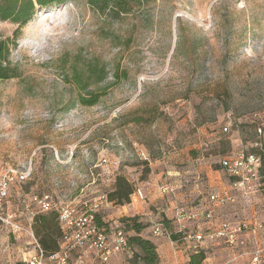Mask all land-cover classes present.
Listing matches in <instances>:
<instances>
[{
    "label": "rangeland",
    "instance_id": "rangeland-1",
    "mask_svg": "<svg viewBox=\"0 0 264 264\" xmlns=\"http://www.w3.org/2000/svg\"><path fill=\"white\" fill-rule=\"evenodd\" d=\"M98 4L37 6L10 47L16 77L0 79V174L31 168V175L11 189L4 211L25 224L37 211L35 198L90 204L107 197L121 175L145 202L137 195L130 207L102 201L97 215L125 226L129 237L135 219L144 226L139 236L151 241V221L161 213L158 185L168 170L181 172L174 180L184 174L208 182L205 168L218 169L223 156L250 151L257 141L264 121V0ZM15 30L0 20V39L12 40ZM91 66L102 71L97 83L88 76ZM40 215L33 219L37 238ZM25 242L0 223V264H21ZM151 242L154 264H162L159 256L165 264L174 259L168 239L161 247Z\"/></svg>",
    "mask_w": 264,
    "mask_h": 264
},
{
    "label": "built area",
    "instance_id": "built-area-1",
    "mask_svg": "<svg viewBox=\"0 0 264 264\" xmlns=\"http://www.w3.org/2000/svg\"><path fill=\"white\" fill-rule=\"evenodd\" d=\"M222 131L228 132L227 127ZM256 133L257 141L250 145V151L239 149L219 161L229 190L209 193L207 202L199 210L178 205L170 221L173 230L160 222L153 223L152 236H164L173 244L220 243L231 254L233 262L264 264V121L257 123ZM138 156L147 159L142 150ZM30 175L31 168H8L0 174V223L14 237L26 239L20 254L21 264H130L133 252L125 226L103 223L101 219L100 224L97 222V209L102 201L108 202L106 196L77 206L43 195L34 199L37 211L28 212L30 218L25 224L14 221L13 214L4 211V206L11 189ZM162 189L171 192L168 184L164 183ZM134 194L143 199L140 190L136 189ZM219 211L222 218L216 222ZM247 212L250 216L243 217L242 213ZM40 213L56 214L58 234L54 249L44 248L34 232L33 219ZM199 223H203L206 231L199 229L194 234L188 231L189 226ZM171 234L178 236L176 241L171 239ZM121 255L126 258L122 260Z\"/></svg>",
    "mask_w": 264,
    "mask_h": 264
},
{
    "label": "trees",
    "instance_id": "trees-1",
    "mask_svg": "<svg viewBox=\"0 0 264 264\" xmlns=\"http://www.w3.org/2000/svg\"><path fill=\"white\" fill-rule=\"evenodd\" d=\"M67 0H0V20L1 21H10L11 23L16 25V30L13 34V39L10 40L0 39V79L5 80L8 78L16 77L14 74V70H10V61L8 60L9 50L12 44H14V40L17 38L20 28L28 24L33 16L35 8L38 6L39 8L48 7L51 4H62ZM76 1V0H72ZM120 0H87V3L92 7L97 6L98 3H102L105 6L111 2L112 7H119ZM101 9V7H98ZM11 71L13 74L8 73ZM102 71L95 69V67H89L87 73L89 74V78H94L95 83L99 81L102 76ZM74 84L76 86L81 85V80L76 78ZM80 87V86H79ZM80 103L88 106H93L96 103L95 97L88 101H84L82 97H79ZM135 188H133L132 183L126 180L123 176L117 175L115 177V185L114 189L107 194V199L109 202L118 204L120 206L128 205L131 202L132 194ZM56 214L52 215H40L36 222L40 226V230L37 231V235L40 237L39 242L46 249H53L54 240L58 234V228H56ZM54 222V223H53ZM97 222L100 224V218L97 217ZM53 223V224H51ZM160 223L165 225L170 231L173 230L172 225H170L169 221L161 220ZM129 229L135 231V235L129 237L128 241L132 248V258L129 263L133 264V258L140 259L143 264H154L158 260V256L155 253L154 244L145 240L139 233L144 229V226L140 223H137L135 219ZM55 230V231H53ZM176 235L171 234V239L176 241ZM191 264H195V259H191Z\"/></svg>",
    "mask_w": 264,
    "mask_h": 264
},
{
    "label": "crops",
    "instance_id": "crops-1",
    "mask_svg": "<svg viewBox=\"0 0 264 264\" xmlns=\"http://www.w3.org/2000/svg\"><path fill=\"white\" fill-rule=\"evenodd\" d=\"M237 149L236 151H238ZM235 152V151H233ZM224 157V156H223ZM222 159V158H221ZM220 159V160H221ZM219 160V161H220ZM218 161V162H219ZM203 171L205 173V176L208 175L210 177V180L208 182H200V180L192 181L190 182L187 180L183 174L182 181L181 180H174L171 177H175L181 172L179 170H168L166 176L163 177L164 180L158 185V192L161 195L160 199L155 203L158 207V209L161 211L160 214V220L157 219L156 216L153 221H151V226L153 223L160 222L161 220L171 221L173 219L174 215V208H176L178 205H183L187 207L190 210H199L201 209L202 205H204L207 202V197L209 193L211 192H223V190H229L228 186V179L224 176L223 171L221 169V166L219 164L218 169H211L210 166L205 168ZM178 182V183H177ZM165 184L169 185V188L171 189V192H163L162 186ZM139 188H135L134 191ZM132 194L131 202L128 204L130 207L132 203L138 202L139 200L136 199V195ZM141 194L142 191H141ZM144 195V194H143ZM146 199V196L144 195L143 199H140L143 203ZM221 212L219 211L216 214L215 221L221 220ZM53 213H43V215H52ZM243 217H249L250 212L248 213H242ZM56 221V218H55ZM215 222V223H216ZM151 226L149 229L150 232V240H155L158 244V246H162L165 242L166 237H153L151 234ZM56 228H57V222H56ZM199 229L205 230V227L203 223L194 224L188 227V231L192 234L194 232L199 231ZM206 231V230H205ZM39 240V238H38ZM172 248H173V255L175 256L172 261H168L166 263L168 264H191V259H195V264H245L243 260L239 262H233L231 261V254H229L227 249L221 248L219 244L216 243H186V242H179L176 244H173L171 240H169ZM55 244L53 245V249L55 248ZM198 248L197 250L195 248ZM161 255H164L165 251L163 249H160ZM161 263L165 264L164 256L161 257ZM170 259V258H168ZM164 262H163V261Z\"/></svg>",
    "mask_w": 264,
    "mask_h": 264
}]
</instances>
